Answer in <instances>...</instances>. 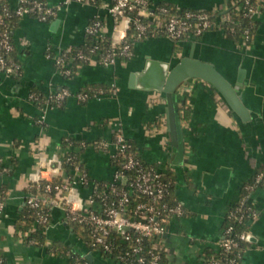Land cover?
<instances>
[{"label":"crops","instance_id":"crops-1","mask_svg":"<svg viewBox=\"0 0 264 264\" xmlns=\"http://www.w3.org/2000/svg\"><path fill=\"white\" fill-rule=\"evenodd\" d=\"M57 9L51 21L25 15L12 32L13 44L21 63L20 76L0 71V162L4 173L0 186L9 193L0 216V250L8 264H71L69 256L50 252L20 237L16 225L29 185L37 179L49 180L58 170L57 159L69 150L64 139L83 142L82 158L89 176L110 180L114 175L111 155L114 148L98 149L94 143L112 141L120 132L132 141L140 156L161 169L175 170V197L182 203L184 215L175 217L163 236L169 264H207L205 250H217L223 238V222L230 206L240 198L241 187L264 165V1L255 15L258 20L251 44H237L218 24L200 37L189 34L178 42L166 36L149 37L134 44L129 59L103 65L96 58L65 76L55 57L86 41V27L93 19L104 23V35L120 44L128 33L126 18L115 19L109 9L112 0H44ZM155 7L170 3L195 11L211 10L225 14L230 0H148ZM12 7L19 0H9ZM52 56L48 57L47 53ZM193 52L213 63L231 82L239 68L247 69L240 93L251 119L240 124L218 91L208 82L194 78L182 83L175 102L181 115L185 155L174 164L177 149L169 132L166 98L163 93L131 88L132 72L140 71L148 58L175 65ZM113 86L112 91L82 103L76 94L91 84ZM67 87L71 95L62 107H39L31 91L50 96ZM187 111L189 117H182ZM87 143L88 145H86ZM172 146V149H170ZM60 174H65L64 168ZM251 202L255 216L251 220L249 246L241 264H264V187L254 191ZM51 227L49 234L46 231ZM45 234L50 243L69 246L82 256L92 255L96 264H118L90 251L69 225L60 205L51 208V222Z\"/></svg>","mask_w":264,"mask_h":264},{"label":"built area","instance_id":"built-area-1","mask_svg":"<svg viewBox=\"0 0 264 264\" xmlns=\"http://www.w3.org/2000/svg\"><path fill=\"white\" fill-rule=\"evenodd\" d=\"M70 1L72 0L64 2ZM75 1L88 2L91 0ZM22 2H26V0H19L18 5L14 7L16 14L22 17L37 12L40 14L37 17L39 20L47 21L48 18L57 15V9L49 6L46 2L35 0L30 5L21 6ZM4 9L7 13V9ZM151 10L168 13L166 7H153L148 0H112L109 9L115 19H127L128 29L131 24H134L136 31L134 38L136 39L152 28L173 39L180 37L185 32L202 35L216 25L212 24L206 12L196 14L187 11L184 17L171 16L163 20L159 14H152ZM250 12L254 17L258 13L255 7H251ZM6 15H9V12ZM6 15H0V25H4V16ZM228 19L229 16L224 15L218 26L222 27V23ZM86 31L94 35L96 40H100L105 36L103 21L101 19L94 20L86 27ZM130 45V42L124 40L120 44L111 43V51L102 57V61L110 64L127 56ZM13 50L14 44L10 31L4 28L0 31V71L8 76L17 75L20 70V65L7 59V55ZM47 55L51 57L52 53L48 52ZM79 55L82 56V53L79 52ZM55 61L60 67L66 66L64 59L59 55L55 57ZM70 95L71 92L67 88H63L57 94L56 99L60 103ZM103 95L102 91L93 97L88 92L76 94L77 98L83 101ZM99 147L106 151L113 147L114 152L111 157H115L130 148L131 142L118 132L112 141L102 140ZM68 161H72V165L75 167L73 174H63L60 182L53 186L47 184L45 191L53 190L55 192L56 198L53 205H60L65 210L68 222L87 226L91 235L90 244L94 248L93 251H97L99 254L107 253L114 261L123 264H146L147 258L149 264H158L161 259L160 252L167 253L162 239L168 232L171 220L184 215L181 202L174 205L165 202L167 188L161 171L167 166L157 170L151 165H144L139 158L129 155L120 168L114 167L113 178L103 182L104 190L100 192V183L91 180L88 172L81 173L71 157L68 158ZM53 165L54 169L58 170L52 177L55 178L61 175L63 159H57ZM3 173L4 169L0 170V176ZM123 177H127V180L124 181ZM261 179L262 176L259 175L257 180ZM40 180L42 179H37L36 182ZM7 194L9 195L8 191ZM40 201V196L27 193L25 205L36 210L40 209L33 225L20 231V237L27 239L31 232L38 231L40 227L46 231L50 225L51 212H45L41 208V204L46 203L47 200L44 199L41 203ZM5 207L6 201L0 199V216L4 213ZM230 230L231 228L227 233ZM249 235L242 234L240 237L248 239ZM51 244L46 240L42 246ZM223 245L226 249H232L237 245V242L228 239ZM75 264L87 263L78 261Z\"/></svg>","mask_w":264,"mask_h":264},{"label":"trees","instance_id":"trees-1","mask_svg":"<svg viewBox=\"0 0 264 264\" xmlns=\"http://www.w3.org/2000/svg\"><path fill=\"white\" fill-rule=\"evenodd\" d=\"M35 0H26V2H22L21 6L30 5ZM43 1L44 0H39ZM248 1V2H247ZM264 0H230L228 3V9L225 14L221 12H213L211 10L206 11H195L192 9L186 8H178L175 5L170 3H161L157 5L158 7H166L168 9V13H160L157 10H151L152 14L156 15L159 14L160 18L163 20L168 19L171 16H179L184 17L187 11L194 12L196 14L206 12L208 14V18L212 22V24H216L217 19L222 17L221 15H228L229 19L225 20L222 23V28L224 29L228 38L232 39L235 43L241 44L244 43L246 46L251 44L254 34L256 32V26L258 24V20L255 19L254 15L250 12L251 7H255L256 11L259 12L261 10L262 4ZM7 9L6 15L5 9ZM0 15L4 16L5 23L4 25H0V31L4 28H7L10 31L12 36L13 30L18 25L19 19L22 17L21 15L16 14V10L14 7L11 6L9 0H0ZM30 16L39 17L40 14L37 12H32ZM54 17L48 18L47 21H51ZM96 19H93L91 23ZM215 27V26H214ZM211 27V28H214ZM210 28V29H211ZM136 34L134 24H131L128 33L124 39V41L130 42V50L127 56H124L122 59H129L132 55L134 44L137 41L149 38V37H158V36H167V34L162 33L160 31H156L154 28L150 29L147 33L142 35L140 38H134ZM189 32L183 33L178 38H173L172 40L175 42V48L181 50V46L178 45V42L184 40L189 35ZM196 37H200L201 35H195ZM111 38L108 36L102 37L100 40H96L95 36L88 33L86 31V41L84 44H81L77 47H70L69 49L64 50L59 54L61 58L64 59L66 66H58L62 73L65 76H72L78 70L80 66L86 65L92 57H95L99 63L103 65H107L102 61V57L105 56L109 51H111ZM97 47V48H96ZM79 52L82 53V56L79 55ZM8 60L14 61L16 64L20 65L19 73L15 76H20L22 73L21 63L17 57V52L14 50L7 55ZM67 87H62L59 91L55 94L50 96H44L43 94L37 91H31V99L39 106L42 107L46 104L55 107H62L67 99L64 98L60 103L56 99L57 94L63 89ZM113 86L96 83L91 85H86L79 92H88L91 97L95 96L102 91L105 94H108L112 91ZM68 89V88H67ZM69 90V89H68ZM70 91V90H69ZM71 92V91H70ZM82 103L86 101L80 100ZM182 117L188 118L189 113L187 111L182 112ZM131 142V147L128 148L125 152L116 155L115 157H111V165L117 168H120L123 162L129 155H133L139 158L144 165H151L155 167L157 170L161 169L157 164L148 163L143 160L140 156V152L135 146V144ZM80 140L76 139H64L62 141V148L65 150L67 147H71L67 150L63 155V168L65 170V174L72 175L74 170V165H72V161H68V158H72L79 167V171L81 173L87 172L85 167V162L82 158V155L85 151V145L82 144ZM100 142L94 143L95 147L100 149L99 147ZM88 145L87 143H85ZM4 166L0 162V170H3ZM261 175L262 179L257 180V177ZM162 179L164 180L167 188V194L165 198V202L169 205H174L178 203V199L175 197V177L176 173L172 166H167L166 169L161 171ZM63 177V174L52 178L51 180H40L39 182H32L29 185L28 192L34 195H38L41 197L40 203L45 199L47 200L46 203L41 204V208L45 212H51V208L53 205V201L56 198L55 192L52 190L48 192L46 189L47 184H51L52 186L56 183L60 182ZM91 180L97 181L99 184V191L104 190L103 182L104 180ZM264 187V165L257 168L255 174L241 187L240 190V198L237 202L232 204L228 209L222 228H223V238L220 241V245L217 250L209 247L205 250V261L207 264H241L244 252L249 246L248 239H241L242 234L248 235L250 233L251 227V220L255 216V207L251 202V197L259 188ZM8 198L7 188L6 186H0V199L6 201ZM40 209V208H39ZM39 209H33L28 205H25L22 212L20 213V217L17 222V227L20 230H25L33 225L35 219L37 217V213ZM71 226L73 232L80 237L85 244L87 245L90 251H93L94 248L90 244L91 235L87 226L83 224H75L68 222ZM230 232L227 233L228 229ZM233 240L237 242V245L234 246L232 249H226L223 243L226 240ZM28 242L42 246L46 241V234L43 227H40L38 231L31 232L26 239ZM155 240V239H154ZM49 250L53 254L61 255V256H69L71 264H75L78 261L86 262L87 264H96L95 262H91L86 256H82L77 252L72 251L69 246L52 243L48 246ZM161 259L159 260L158 264H169L167 253L164 251L160 252ZM103 259H112L109 254L107 253H100ZM113 260V259H112ZM146 264H149V259L147 258ZM117 263H120L116 261ZM0 264H8L3 252L0 250ZM123 264V263H120Z\"/></svg>","mask_w":264,"mask_h":264},{"label":"water","instance_id":"water-1","mask_svg":"<svg viewBox=\"0 0 264 264\" xmlns=\"http://www.w3.org/2000/svg\"><path fill=\"white\" fill-rule=\"evenodd\" d=\"M246 77L247 69L241 66L236 81L231 82L213 63L201 60L191 52L189 55L183 56L175 65H170L166 61L148 58L145 66L140 71L130 74L128 85L131 88L164 94L172 145L177 149L173 163L181 164L184 161L185 143L181 115L175 102V93L178 87L194 78L208 82L222 96L236 120L243 124L251 119L250 110L245 105L240 93V88L244 86ZM170 149H172V146ZM123 180L126 181L127 177H123ZM50 229L51 227H48L47 235ZM251 237L249 235L248 240ZM86 257L92 259L90 254Z\"/></svg>","mask_w":264,"mask_h":264}]
</instances>
